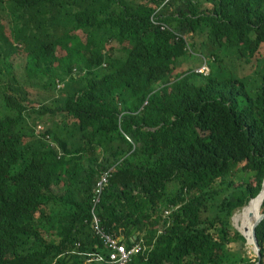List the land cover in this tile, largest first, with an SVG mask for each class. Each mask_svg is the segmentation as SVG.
<instances>
[{"label":"trees","instance_id":"obj_1","mask_svg":"<svg viewBox=\"0 0 264 264\" xmlns=\"http://www.w3.org/2000/svg\"><path fill=\"white\" fill-rule=\"evenodd\" d=\"M111 170L131 264H257L231 221L264 181V0H0V264H104Z\"/></svg>","mask_w":264,"mask_h":264},{"label":"built area","instance_id":"obj_2","mask_svg":"<svg viewBox=\"0 0 264 264\" xmlns=\"http://www.w3.org/2000/svg\"><path fill=\"white\" fill-rule=\"evenodd\" d=\"M170 0H167L169 2ZM158 11L157 14H159ZM158 16L152 18V23L157 26ZM164 29V28H162ZM199 73L209 75L210 69L208 66H205L200 70ZM60 89V87H58ZM112 177V170L109 172L103 173L95 187L94 197H93V210H92V229L96 238H98L107 251V257L98 256L96 261L104 264H131L133 258L139 254H142L145 251L143 242L135 245L131 249L123 244L114 234L108 233L102 226L101 219L98 215L97 209L99 208L102 202V195L104 189L108 186L109 180ZM169 213L166 214L168 216Z\"/></svg>","mask_w":264,"mask_h":264},{"label":"bare ground","instance_id":"obj_3","mask_svg":"<svg viewBox=\"0 0 264 264\" xmlns=\"http://www.w3.org/2000/svg\"><path fill=\"white\" fill-rule=\"evenodd\" d=\"M263 202H264V190L261 196L257 200L252 201L250 205H246L245 208L240 209L237 213H235V215L233 216V221H234V218H236V216L239 214L241 210H244L246 212L245 215L249 214V212L251 211L250 214L247 216L246 221H245V216L240 221L239 223L240 228L237 227L238 230H240L241 232H244L247 235L251 233L253 222L260 215ZM248 221H249V224H248ZM249 245L252 246L250 243L247 246Z\"/></svg>","mask_w":264,"mask_h":264},{"label":"water","instance_id":"obj_4","mask_svg":"<svg viewBox=\"0 0 264 264\" xmlns=\"http://www.w3.org/2000/svg\"><path fill=\"white\" fill-rule=\"evenodd\" d=\"M263 190H264V181H263V186H262L261 192L257 195V197L250 200V202L247 205H250L252 203V201L257 200L261 196ZM245 207L246 206H244L243 208H245ZM263 219H264V213H262V211H261L260 215L253 222L252 230H251V233L249 235L245 234L244 232H241L240 230H238L237 227H235V229L245 237V239L247 241L246 245H248L250 243L253 246V252L255 254V257L257 258V264H261L262 254H261V248H260L259 241H258L257 234H256V229L259 226V224L263 221Z\"/></svg>","mask_w":264,"mask_h":264},{"label":"rangeland","instance_id":"obj_5","mask_svg":"<svg viewBox=\"0 0 264 264\" xmlns=\"http://www.w3.org/2000/svg\"><path fill=\"white\" fill-rule=\"evenodd\" d=\"M3 1H7V0H3ZM234 59H237V58H232L231 60H234ZM237 66L239 67V69L240 70H242V75L244 76V75H249V74H252L254 71H256V60H254L251 64H246V63H244V62H242V61H238V63H237ZM254 77H257V76H254ZM29 92L31 93V99L32 100H36L37 99V97H39V96H44V95H46L45 93H43V94H41V93H39V92H35V91H31V90H29ZM49 125H47V126H43V124H42V128L43 127H48ZM169 192H173L175 189H174V187H173V185H169ZM239 211V210H238ZM238 211H236V213L238 212ZM235 215V214H234ZM233 215V216H234ZM246 221V220H245ZM249 224V223H248ZM231 226H232V228H234L235 229V227H237L236 225H235V223H234V221H233V217H232V221H231ZM246 252V254L250 257V258H255V254H254V252L252 253V252H250V250H249V248H248V246H246L245 248H244V253Z\"/></svg>","mask_w":264,"mask_h":264}]
</instances>
